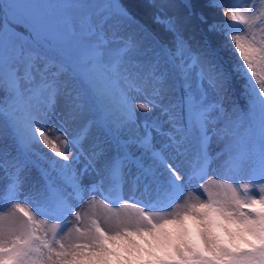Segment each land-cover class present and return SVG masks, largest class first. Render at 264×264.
I'll return each instance as SVG.
<instances>
[{
  "label": "snow or ice",
  "instance_id": "obj_1",
  "mask_svg": "<svg viewBox=\"0 0 264 264\" xmlns=\"http://www.w3.org/2000/svg\"><path fill=\"white\" fill-rule=\"evenodd\" d=\"M146 7L0 0V264H264V0Z\"/></svg>",
  "mask_w": 264,
  "mask_h": 264
},
{
  "label": "trees",
  "instance_id": "obj_2",
  "mask_svg": "<svg viewBox=\"0 0 264 264\" xmlns=\"http://www.w3.org/2000/svg\"><path fill=\"white\" fill-rule=\"evenodd\" d=\"M172 2L179 5L183 2V0H172ZM122 3H124L130 8V10L137 16V18L141 21V23H146L148 26L153 28L154 31H158V32L163 31L162 28H160L159 26L152 24L151 14L153 10L148 9L146 7V0H122ZM197 3L203 6L208 3V0H197ZM202 10L204 11L205 15L208 17L209 22L212 21L220 22L225 19L221 13V10L219 9L203 8ZM154 26L157 27L158 30L154 29ZM191 28L192 30L190 31L189 34L193 35L195 39L190 41V43L193 46V49L195 50L196 42L203 40L204 36L207 34V29L205 25H201L199 21L195 19L192 21ZM232 93H233V99L236 100L239 107L244 108L246 101L240 95V88L238 85L232 89Z\"/></svg>",
  "mask_w": 264,
  "mask_h": 264
},
{
  "label": "rangeland",
  "instance_id": "obj_3",
  "mask_svg": "<svg viewBox=\"0 0 264 264\" xmlns=\"http://www.w3.org/2000/svg\"><path fill=\"white\" fill-rule=\"evenodd\" d=\"M257 4H259V0H257ZM154 29H157V27L154 26ZM158 30V29H157ZM192 30V28H191ZM143 99V98H141ZM237 103V102H236ZM238 105V103H237ZM239 106V105H238ZM139 114V113H138ZM140 115V118L143 119L144 118V114H139ZM218 149L216 148V145L215 144H212L211 145V152L212 154L214 155L215 152L217 151ZM218 161H214L213 164L211 165V168L215 169L218 167ZM83 164H84V161L83 159H81V162L80 164L76 165V167L79 169L81 167H83ZM38 174L40 175L39 171L36 169V168H32L31 169V172L29 174V179L28 181L25 183L23 189H22V194H21V197L20 199L23 200V195H29L32 193L33 189H32V185L35 184L37 186V188H42L44 185H43V178L42 177H38ZM41 176V175H40ZM42 178V179H41ZM217 177L213 176V175H209L208 179L211 180V179H215ZM41 180L43 182H41ZM90 182V179L89 178H86L84 183L87 184ZM206 182V181H204ZM45 183V182H44ZM56 183L59 184V180L57 179L56 180ZM7 184H8V180L7 178L4 176V172L2 170H0V196H2L6 190H7ZM130 189V185L126 184L125 187H124V192H125V196H127V193ZM190 190H196L195 189V186H191L190 188L186 189L185 190V196H187L188 194V191ZM99 195L97 196V199H99ZM183 201H181L182 203ZM10 205H7L6 207H4V211L7 212L8 210H10Z\"/></svg>",
  "mask_w": 264,
  "mask_h": 264
}]
</instances>
